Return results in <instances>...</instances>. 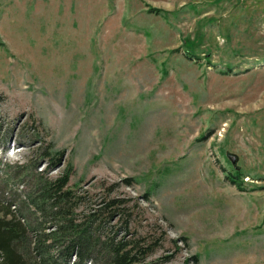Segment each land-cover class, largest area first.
<instances>
[{
  "label": "rangeland",
  "instance_id": "1",
  "mask_svg": "<svg viewBox=\"0 0 264 264\" xmlns=\"http://www.w3.org/2000/svg\"><path fill=\"white\" fill-rule=\"evenodd\" d=\"M0 157L127 200L140 264H264V0H0Z\"/></svg>",
  "mask_w": 264,
  "mask_h": 264
},
{
  "label": "trees",
  "instance_id": "2",
  "mask_svg": "<svg viewBox=\"0 0 264 264\" xmlns=\"http://www.w3.org/2000/svg\"><path fill=\"white\" fill-rule=\"evenodd\" d=\"M18 169L8 178L30 183L8 197L7 184L0 191V264H140L154 251L143 239L117 237L111 222L127 216V200L84 214L83 198L68 186L71 169L55 179L37 165ZM123 227L130 231L128 221Z\"/></svg>",
  "mask_w": 264,
  "mask_h": 264
},
{
  "label": "built area",
  "instance_id": "3",
  "mask_svg": "<svg viewBox=\"0 0 264 264\" xmlns=\"http://www.w3.org/2000/svg\"><path fill=\"white\" fill-rule=\"evenodd\" d=\"M16 146H17L16 144H13L11 147H8L9 151L2 156V158H3V162L1 161L2 163L9 162L10 160H12L18 156L19 150L17 149ZM1 154H3V153H1ZM2 158L0 157V159H2Z\"/></svg>",
  "mask_w": 264,
  "mask_h": 264
},
{
  "label": "water",
  "instance_id": "4",
  "mask_svg": "<svg viewBox=\"0 0 264 264\" xmlns=\"http://www.w3.org/2000/svg\"><path fill=\"white\" fill-rule=\"evenodd\" d=\"M229 159L232 161L233 165L236 166L238 163V158L233 155V154H229Z\"/></svg>",
  "mask_w": 264,
  "mask_h": 264
}]
</instances>
